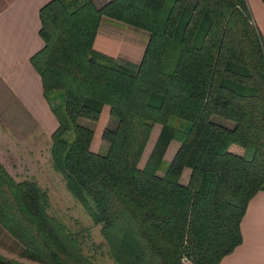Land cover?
<instances>
[{
    "label": "trees",
    "instance_id": "16d2710c",
    "mask_svg": "<svg viewBox=\"0 0 264 264\" xmlns=\"http://www.w3.org/2000/svg\"><path fill=\"white\" fill-rule=\"evenodd\" d=\"M39 16L44 45L31 64L58 121L51 166L103 243L73 232L50 213L48 191L0 164V226L21 257L96 264L104 247L112 264H219L264 191V46L248 0H50ZM105 18L148 34L138 64L94 49ZM104 106L113 124L100 155L90 124ZM0 264L23 263L0 255Z\"/></svg>",
    "mask_w": 264,
    "mask_h": 264
},
{
    "label": "crops",
    "instance_id": "0c3cea01",
    "mask_svg": "<svg viewBox=\"0 0 264 264\" xmlns=\"http://www.w3.org/2000/svg\"><path fill=\"white\" fill-rule=\"evenodd\" d=\"M109 1L92 0L98 8ZM49 2L0 0V164L11 177L12 171L26 169L28 164L37 169V162L44 156L50 160L51 136L58 127V121L44 98L42 79L31 64V58L44 45L40 36L39 13ZM248 7L264 46V3L248 0ZM127 27L105 18L96 36L94 49L117 60L122 56L137 58L136 63H139L148 34ZM105 112L109 116V107H103L99 120ZM155 128L158 136L161 127L154 126L153 130ZM93 144L94 139L91 150L96 153L99 150H93ZM178 147L179 143H170L165 154L167 161L173 158ZM232 147L231 151L242 153L238 147L239 151H234ZM184 176H189L188 170L184 171L180 180L186 184L188 179L185 181ZM241 233V245L219 264H264V191H259L250 199L242 218ZM0 235L5 240L8 239L6 235L11 238L1 226Z\"/></svg>",
    "mask_w": 264,
    "mask_h": 264
},
{
    "label": "rangeland",
    "instance_id": "374dc122",
    "mask_svg": "<svg viewBox=\"0 0 264 264\" xmlns=\"http://www.w3.org/2000/svg\"><path fill=\"white\" fill-rule=\"evenodd\" d=\"M122 28V27H118ZM129 28V27H127ZM122 30H132L126 29L125 27ZM130 32V31H129ZM137 58H125L122 56L118 58V62L125 63L131 62L136 63ZM103 116V117H102ZM101 116V119L92 125L94 129V144L93 150H99L98 154L105 155L107 151V145L102 141L101 135L102 131L105 128L112 126V120L106 114V112ZM156 128L151 132L150 139L146 145L145 151L143 153L140 167H142L155 143L157 137ZM234 151H239L236 147H232ZM45 158L38 161L37 169H33L27 165L26 169H17L12 171V176L16 178L15 181H24L31 180L36 182L42 189L48 191V196L50 199V213L62 220L73 232H80L82 230H87L89 234V243H94L96 245L103 243L100 227L95 226L87 214L84 212L82 207L72 198L70 193L65 188V183L60 174L56 173L51 166V160ZM16 173L18 174L16 176ZM189 176H184V180L187 181ZM7 236V240L3 239V236L0 235V255L7 258L17 260L23 264H37L21 257V247ZM96 264H112L106 254V249L103 247L100 249V252L96 256Z\"/></svg>",
    "mask_w": 264,
    "mask_h": 264
},
{
    "label": "built area",
    "instance_id": "2783aa9c",
    "mask_svg": "<svg viewBox=\"0 0 264 264\" xmlns=\"http://www.w3.org/2000/svg\"><path fill=\"white\" fill-rule=\"evenodd\" d=\"M184 263H186V264H187V261H185V260H184Z\"/></svg>",
    "mask_w": 264,
    "mask_h": 264
}]
</instances>
